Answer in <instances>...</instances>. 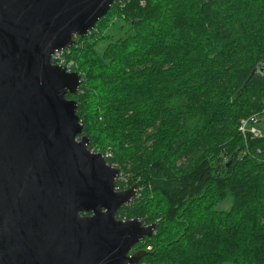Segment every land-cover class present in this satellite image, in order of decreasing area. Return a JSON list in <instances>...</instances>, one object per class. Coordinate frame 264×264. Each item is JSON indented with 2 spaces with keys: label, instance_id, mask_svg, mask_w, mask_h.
<instances>
[{
  "label": "trees",
  "instance_id": "trees-1",
  "mask_svg": "<svg viewBox=\"0 0 264 264\" xmlns=\"http://www.w3.org/2000/svg\"><path fill=\"white\" fill-rule=\"evenodd\" d=\"M65 54L90 148L140 189L118 217L157 223L141 263L264 264V0H117Z\"/></svg>",
  "mask_w": 264,
  "mask_h": 264
},
{
  "label": "water",
  "instance_id": "water-1",
  "mask_svg": "<svg viewBox=\"0 0 264 264\" xmlns=\"http://www.w3.org/2000/svg\"><path fill=\"white\" fill-rule=\"evenodd\" d=\"M117 0H0V264H140L157 223L119 218L138 197L77 113L82 74L53 62Z\"/></svg>",
  "mask_w": 264,
  "mask_h": 264
},
{
  "label": "built area",
  "instance_id": "built-area-1",
  "mask_svg": "<svg viewBox=\"0 0 264 264\" xmlns=\"http://www.w3.org/2000/svg\"><path fill=\"white\" fill-rule=\"evenodd\" d=\"M70 49H62L56 50L53 54V62L64 66L68 71H73L77 62L74 59H67L65 51ZM260 116L257 114H253L248 117H244L240 120L239 131L247 137L248 135H252L253 137L262 136V131L259 128ZM108 156V154H107ZM146 264V263H140Z\"/></svg>",
  "mask_w": 264,
  "mask_h": 264
},
{
  "label": "rangeland",
  "instance_id": "rangeland-1",
  "mask_svg": "<svg viewBox=\"0 0 264 264\" xmlns=\"http://www.w3.org/2000/svg\"><path fill=\"white\" fill-rule=\"evenodd\" d=\"M128 29H129V26L126 25L125 22H123L120 19H115V22L109 27L107 33L110 34V35H112L113 38L116 39V38H119V37L124 36L127 33V30ZM109 40H110L109 38L103 39L99 43L98 49L100 51H102L103 48L105 47V45L109 42ZM66 58H67V55H66ZM251 115H253V113ZM261 125H262V127H264V120H262ZM119 177H121L123 179L122 174L119 175ZM126 188H129V187H126ZM137 189H138V195H139L140 194V189L138 188V185H137ZM230 207H231V197H228L226 200H224L223 202H221L217 206V208L220 209V210H229ZM223 264H238V263H236V262H229V263H223Z\"/></svg>",
  "mask_w": 264,
  "mask_h": 264
}]
</instances>
